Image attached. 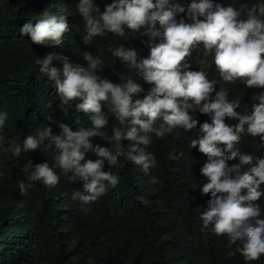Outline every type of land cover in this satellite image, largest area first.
I'll return each mask as SVG.
<instances>
[{"label": "clouds", "instance_id": "1", "mask_svg": "<svg viewBox=\"0 0 264 264\" xmlns=\"http://www.w3.org/2000/svg\"><path fill=\"white\" fill-rule=\"evenodd\" d=\"M54 8L38 13L35 20L27 19L19 27L20 36L34 44L62 45L71 14L83 20L85 45L109 34L146 37L142 41L149 49L146 57H138L134 48L122 44L107 50L115 61L134 68L149 87L134 78L113 82L104 75L103 53L83 51L86 64L72 63L62 54L36 57L39 72L55 88L60 104L66 106L63 109L79 100L75 109L87 114L90 126L73 130L68 123L56 121L60 131L54 133L50 125L42 124L21 144L4 135L9 113L0 108V153L17 159L37 149L53 153L51 165L47 159L22 165L25 179L18 181L20 194L26 195L37 181L54 188L62 174H70L71 181H84L83 190H74L71 199L86 213L119 184L120 177L112 169L119 168L121 160L149 175L157 166L148 150L154 138L174 129L196 128L198 111L209 117L199 123L189 142V149L196 147L206 156L199 169L205 178L200 193L209 196L200 212L201 231L227 236L229 249L235 245L245 264L259 260L264 255V208L258 202L264 196V155L245 152L241 141L245 135L258 137V148L264 147V0H231L227 5L217 0H111L103 10L96 0H75L74 14L65 0H56ZM209 58L219 79L209 78ZM54 59L62 66L54 65ZM193 60L196 69L191 67ZM236 81L245 89H261L254 97L259 102L250 112H237L239 100L229 99L226 85ZM52 104L46 101L43 106L52 112ZM109 113L119 122L111 134ZM225 117L236 123H225ZM46 120L52 121V115ZM93 136L109 146L93 144ZM123 140L134 143L125 146ZM89 150L96 154L95 160L85 159ZM4 175L0 161V177ZM150 180L158 183L154 175ZM137 199L147 203L142 196ZM17 207L23 208V201ZM232 254L230 250L228 255Z\"/></svg>", "mask_w": 264, "mask_h": 264}, {"label": "trees", "instance_id": "2", "mask_svg": "<svg viewBox=\"0 0 264 264\" xmlns=\"http://www.w3.org/2000/svg\"><path fill=\"white\" fill-rule=\"evenodd\" d=\"M55 2L0 0V108L9 113L4 135L21 144L42 124L50 125L54 133L60 131L56 121L68 123L73 130L90 126L87 114L75 109L79 100H74L67 111L63 109L66 106L60 104L55 88L39 72L36 57L62 54L72 63L86 64L83 51L103 53L107 66L104 75L109 79L121 82L134 78L143 84L134 68L115 61L107 49L122 44L134 48L138 57H146L149 49L142 42L146 37L125 39L109 34L85 45L81 38L83 20L71 14L66 18L69 31L62 45L34 44L26 36L21 37L19 27L27 19L35 20L43 10L54 11ZM65 2L74 14L75 0ZM96 2L103 10L104 4L111 0ZM217 2L227 5L231 0ZM52 63L62 66L56 59ZM208 63L209 78L219 79L211 58ZM191 67L197 68L194 60ZM143 87L147 89L149 85ZM226 87L229 99L239 100L235 110L241 114L250 112L252 105L259 102L254 97L261 89H245L240 81ZM46 101H52V112L44 108ZM102 110L107 113L103 105ZM49 114L52 121L46 120ZM196 116V128L174 129L163 138H154L148 150L153 152L157 166L149 175L131 162L121 160V166L112 169L120 177L119 184L92 203L86 213L71 199L74 190H83L84 181H71L70 174H62L54 188L37 181L26 195L20 194L18 181L25 179L22 165L28 160L35 164L46 159L51 165L52 150H33L22 154L23 159L0 153L5 170V175L0 177V264H245L235 245L229 249L227 236L201 231L200 212L207 207L209 196L200 193L199 185L205 178L199 169L206 156L196 147L189 149V142L199 123L209 117L198 111ZM225 123L236 120L225 117ZM113 126H119V122L109 113V134ZM90 141L109 146L99 136L90 137ZM131 143L134 141H122L125 146ZM258 145V137L245 135L241 141L245 152L264 155V147ZM96 158L91 150L85 153V159ZM234 162L235 159L228 163ZM104 167L107 170L109 166ZM152 175L158 178V183H151ZM138 196L147 203H141ZM18 201H23V208L17 207ZM258 202L264 208V196ZM230 250L232 255H228ZM250 264H264V255Z\"/></svg>", "mask_w": 264, "mask_h": 264}]
</instances>
